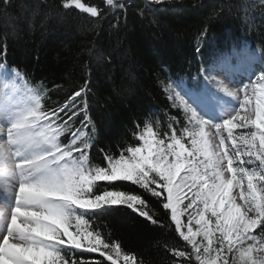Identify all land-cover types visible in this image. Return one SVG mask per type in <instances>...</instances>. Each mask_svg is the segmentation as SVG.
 <instances>
[{"label": "snow or ice", "instance_id": "6c2138e0", "mask_svg": "<svg viewBox=\"0 0 264 264\" xmlns=\"http://www.w3.org/2000/svg\"><path fill=\"white\" fill-rule=\"evenodd\" d=\"M129 2L57 0L55 8L95 25L113 13L118 20ZM169 2L144 0L140 14L181 10ZM256 6L264 15V0L246 7ZM26 7L0 0V16ZM199 75L203 83L183 94L160 81L182 120L173 116L164 131L136 124V143L101 149L96 165L89 81L52 106L46 85L0 61V264H144L93 224L122 210L171 230L168 264H264V40L245 42L238 64L224 60Z\"/></svg>", "mask_w": 264, "mask_h": 264}, {"label": "trees", "instance_id": "16d2710c", "mask_svg": "<svg viewBox=\"0 0 264 264\" xmlns=\"http://www.w3.org/2000/svg\"><path fill=\"white\" fill-rule=\"evenodd\" d=\"M14 2L27 7L15 9L11 20L0 16V47L7 45L0 61L27 72L32 84L46 85L52 106L89 81L90 115L96 126L89 155L96 165L104 157L101 149L116 152L123 144L136 143L132 136L136 124L154 122L164 131L173 116L183 119V110L172 106L161 80L171 85L173 94L182 83L196 90L197 83H203L201 68L218 67L227 58L236 65L245 42L258 47L264 40V15L258 6L246 7L258 0H170L168 8L181 10L155 15L146 9L147 14L141 15L144 0H130L118 20L113 13L95 25L82 17L58 14L57 0ZM204 28L207 35L197 54L196 39ZM162 213L158 218L167 220ZM93 224L144 264H168L171 230L126 210L94 217ZM82 258L102 259L94 253H83Z\"/></svg>", "mask_w": 264, "mask_h": 264}, {"label": "rangeland", "instance_id": "374dc122", "mask_svg": "<svg viewBox=\"0 0 264 264\" xmlns=\"http://www.w3.org/2000/svg\"><path fill=\"white\" fill-rule=\"evenodd\" d=\"M217 79H222L220 77H216ZM4 102V97L2 95H0V103H3ZM214 132V130H212Z\"/></svg>", "mask_w": 264, "mask_h": 264}, {"label": "bare ground", "instance_id": "6f19581e", "mask_svg": "<svg viewBox=\"0 0 264 264\" xmlns=\"http://www.w3.org/2000/svg\"><path fill=\"white\" fill-rule=\"evenodd\" d=\"M225 60V59H224ZM226 60H229L228 58Z\"/></svg>", "mask_w": 264, "mask_h": 264}]
</instances>
